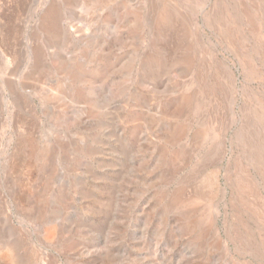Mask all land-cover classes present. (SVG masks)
I'll use <instances>...</instances> for the list:
<instances>
[{
  "label": "rangeland",
  "instance_id": "rangeland-1",
  "mask_svg": "<svg viewBox=\"0 0 264 264\" xmlns=\"http://www.w3.org/2000/svg\"><path fill=\"white\" fill-rule=\"evenodd\" d=\"M0 264H264V0H0Z\"/></svg>",
  "mask_w": 264,
  "mask_h": 264
}]
</instances>
